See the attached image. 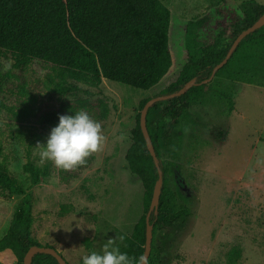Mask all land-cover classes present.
<instances>
[{"label": "rangeland", "instance_id": "1", "mask_svg": "<svg viewBox=\"0 0 264 264\" xmlns=\"http://www.w3.org/2000/svg\"><path fill=\"white\" fill-rule=\"evenodd\" d=\"M162 1L179 19L205 13L216 3ZM233 1L239 5L250 0ZM252 1L264 5V0ZM179 58L186 60L184 51ZM8 64L11 68L5 71ZM13 64L9 54L0 52V168L32 194V236L69 264H80L92 251L101 252L108 239L129 233L141 214L133 208L142 191L128 175L123 155L138 103L151 93L106 80L96 87L71 80L61 84L49 64L34 60L23 74ZM22 82L23 91L17 88ZM228 92L231 112L220 94H207L176 120H166L167 143L161 156L167 164V187L190 212L182 231L157 234L170 264H264V87L234 82ZM31 95L36 98L34 108L24 111ZM77 99L84 100L83 109L101 122L108 138L104 151L84 170L66 172L51 162L41 165L36 146L46 145L51 129L42 127L39 116L57 110L63 100ZM99 100L108 109L104 120L94 110ZM217 131L223 134L221 141L214 136ZM28 156L48 170L34 184L22 170ZM20 202V196L0 189V239ZM117 203L123 205L121 211ZM234 249L239 255L229 261ZM0 264L19 263L5 250L0 252Z\"/></svg>", "mask_w": 264, "mask_h": 264}, {"label": "trees", "instance_id": "2", "mask_svg": "<svg viewBox=\"0 0 264 264\" xmlns=\"http://www.w3.org/2000/svg\"><path fill=\"white\" fill-rule=\"evenodd\" d=\"M263 13L264 5L252 0L239 5L233 0H216L205 13L188 19L175 17L162 0H0V52L11 56L20 74L37 60L51 65L61 84L71 80L96 87L106 80L141 94L151 93L138 103L129 131L130 143L123 155L127 173L132 181L138 182L142 194L133 208V212L141 214L129 233L120 234L126 237L118 243L121 252L134 257L143 255L145 218L158 177L139 127L142 107L152 98L179 91L194 79V85L184 94L154 103L146 115L147 131L163 181L157 212L149 216L152 243L147 264H170L163 257L165 249L157 242V234L169 229L174 230L170 235L182 231L190 212L167 187V164L161 156L167 143L166 120H176L207 94H220L231 112L233 104L228 91L234 82L264 87V26L246 36L210 79L234 39ZM180 51L185 52V61L180 60ZM24 83L17 88L23 91ZM35 100L31 95L24 111L33 110ZM85 104L81 99L63 100L57 110L42 113L39 123L52 129L58 125L59 116L74 115ZM94 110L98 119L107 117L103 101H97ZM214 136L219 141L223 139L220 131ZM92 158L75 171L89 167ZM22 170L33 184L48 175V170L35 165L29 156ZM0 189L21 197L18 210L0 239V252L10 250L18 263L23 264L30 247H42L31 234L32 194L1 168ZM121 205L117 203L118 211ZM238 255L234 249L227 259L233 261ZM32 264L58 263L49 255L37 254Z\"/></svg>", "mask_w": 264, "mask_h": 264}, {"label": "clouds", "instance_id": "3", "mask_svg": "<svg viewBox=\"0 0 264 264\" xmlns=\"http://www.w3.org/2000/svg\"><path fill=\"white\" fill-rule=\"evenodd\" d=\"M11 65L5 67L9 70ZM107 136L101 122L94 119L85 109L74 115L59 116V123L51 129L46 145L37 144L39 163L51 162L55 168L63 171H75L85 166L88 159L104 151ZM125 235L108 239L101 252L92 251L82 258V264H147L145 256H129L121 252L117 241L122 243Z\"/></svg>", "mask_w": 264, "mask_h": 264}, {"label": "water", "instance_id": "4", "mask_svg": "<svg viewBox=\"0 0 264 264\" xmlns=\"http://www.w3.org/2000/svg\"><path fill=\"white\" fill-rule=\"evenodd\" d=\"M264 26V13L258 18L256 22H254L250 27L242 31L232 42L230 45V48L228 49V52L225 56V58L222 60L221 63H219L216 67H214L210 79L213 78L214 73L219 70L229 59L230 55L234 52V50L237 48L239 43L248 35L252 34L253 32L257 31L261 27ZM194 85V79L190 80L187 82L179 91L158 97V98H152L150 99L141 109L140 111V116H139V127L140 131L143 135V138L145 140L146 144V149L151 156L154 166L156 167L158 177L157 180L154 184L153 191H152V196H151V201L149 204L148 212L145 218V223H146V230H145V244H144V251H143V256L148 261L150 251H151V243H152V226L149 224V216L151 212L156 213L159 205V198L161 194V189H162V174L159 169V161L158 158L156 157L155 151L153 144L151 142L150 136L147 131L146 127V115L148 112V109L156 102L158 101H165L168 99H172L175 97H179L182 94H184L190 87ZM37 254H45L53 257L58 264H69L54 248L51 247H39V246H32L30 247L27 252L24 255L23 258V264H32V258L37 255Z\"/></svg>", "mask_w": 264, "mask_h": 264}]
</instances>
